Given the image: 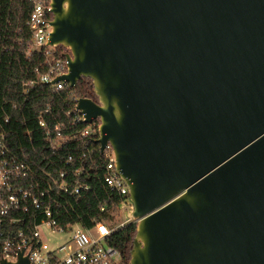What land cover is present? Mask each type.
<instances>
[{"label":"water","instance_id":"95a60500","mask_svg":"<svg viewBox=\"0 0 264 264\" xmlns=\"http://www.w3.org/2000/svg\"><path fill=\"white\" fill-rule=\"evenodd\" d=\"M50 3L54 82L91 79L78 109L130 187L128 264H264V0Z\"/></svg>","mask_w":264,"mask_h":264},{"label":"built area","instance_id":"2783aa9c","mask_svg":"<svg viewBox=\"0 0 264 264\" xmlns=\"http://www.w3.org/2000/svg\"><path fill=\"white\" fill-rule=\"evenodd\" d=\"M28 1L32 44L27 55L42 51L48 69L25 83L24 92L38 82L63 90L69 83L54 81L69 72V60L56 58L57 46L48 44L54 18L50 0ZM68 116V126L40 119L47 145L36 155L10 143V117L0 116V259L17 261L22 254L32 264H123L121 251L109 240L134 217L129 184L117 168L113 145L109 142L101 152L95 142L101 137L100 120L86 123L78 99ZM80 123L83 127L73 130ZM98 164H103L109 196L98 213L83 212L81 204L92 190L87 179ZM112 195L119 197L117 213Z\"/></svg>","mask_w":264,"mask_h":264},{"label":"trees","instance_id":"16d2710c","mask_svg":"<svg viewBox=\"0 0 264 264\" xmlns=\"http://www.w3.org/2000/svg\"><path fill=\"white\" fill-rule=\"evenodd\" d=\"M32 10L28 0H0V116L10 117L6 128L13 146L22 145L25 152L36 155L47 145L39 121L44 118L50 124L63 123L68 126L71 110L77 99L92 98L97 101L90 78L82 77L77 86L67 85L63 90H55L49 84L38 82L29 92H24V84L38 80L39 74L48 69L47 57L42 51L27 55L32 35L26 21ZM65 47L57 46L55 57L65 56ZM83 123L73 127L81 129ZM27 131H31L30 134ZM99 158L103 157L99 152ZM87 181L92 190L84 198L83 212L98 213L100 206L109 196L103 181V164L90 171ZM113 196L112 207L118 212L119 197ZM84 225L89 226L87 220ZM137 232V222L128 223L116 231L109 242L122 253L123 264L131 259V250Z\"/></svg>","mask_w":264,"mask_h":264},{"label":"rangeland","instance_id":"374dc122","mask_svg":"<svg viewBox=\"0 0 264 264\" xmlns=\"http://www.w3.org/2000/svg\"><path fill=\"white\" fill-rule=\"evenodd\" d=\"M134 221H137V219L136 218H134V217H132L130 220H129V222L128 223H131V222H134ZM118 222H115V224H117ZM62 237L61 236H59V239H61Z\"/></svg>","mask_w":264,"mask_h":264}]
</instances>
